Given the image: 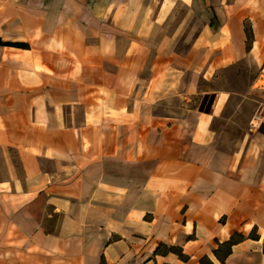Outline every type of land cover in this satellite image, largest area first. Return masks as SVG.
Masks as SVG:
<instances>
[{
  "label": "crops",
  "instance_id": "0c3cea01",
  "mask_svg": "<svg viewBox=\"0 0 264 264\" xmlns=\"http://www.w3.org/2000/svg\"><path fill=\"white\" fill-rule=\"evenodd\" d=\"M261 81L264 0H0V264H264Z\"/></svg>",
  "mask_w": 264,
  "mask_h": 264
},
{
  "label": "trees",
  "instance_id": "16d2710c",
  "mask_svg": "<svg viewBox=\"0 0 264 264\" xmlns=\"http://www.w3.org/2000/svg\"><path fill=\"white\" fill-rule=\"evenodd\" d=\"M251 32L247 29V48L250 47V43H251ZM12 45H22L21 43L15 42V43H10ZM254 236V235H253ZM233 242V239H231L226 245H227V249L225 250V255H227L230 252V248H231V243ZM263 250H264V246H263ZM203 264H212L211 262H209V260H207L206 258L202 259ZM223 264V261H222Z\"/></svg>",
  "mask_w": 264,
  "mask_h": 264
},
{
  "label": "rangeland",
  "instance_id": "374dc122",
  "mask_svg": "<svg viewBox=\"0 0 264 264\" xmlns=\"http://www.w3.org/2000/svg\"><path fill=\"white\" fill-rule=\"evenodd\" d=\"M243 76H244V77H243L244 80H245L246 76L249 77V71H248V70L245 71V73L243 74ZM240 81H241V80H239V79H238V80H234V81L232 82V84H231V87H232V88H234V87H236V88H239V87H245V88H246L247 86H246V85H243V84H240ZM259 83H264V82L261 81V82H259Z\"/></svg>",
  "mask_w": 264,
  "mask_h": 264
}]
</instances>
